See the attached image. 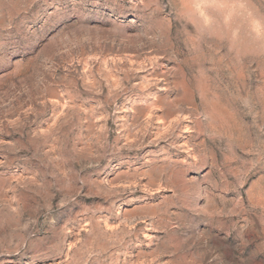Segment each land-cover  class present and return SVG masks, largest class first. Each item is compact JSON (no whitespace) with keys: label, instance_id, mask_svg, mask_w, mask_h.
<instances>
[{"label":"rangeland","instance_id":"rangeland-1","mask_svg":"<svg viewBox=\"0 0 264 264\" xmlns=\"http://www.w3.org/2000/svg\"><path fill=\"white\" fill-rule=\"evenodd\" d=\"M0 264H264V0H0Z\"/></svg>","mask_w":264,"mask_h":264}]
</instances>
